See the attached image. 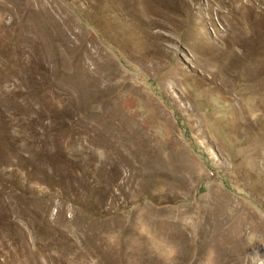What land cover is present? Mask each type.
<instances>
[{"label":"rangeland","instance_id":"rangeland-1","mask_svg":"<svg viewBox=\"0 0 264 264\" xmlns=\"http://www.w3.org/2000/svg\"><path fill=\"white\" fill-rule=\"evenodd\" d=\"M0 264H264V0H0Z\"/></svg>","mask_w":264,"mask_h":264},{"label":"bare ground","instance_id":"bare-ground-1","mask_svg":"<svg viewBox=\"0 0 264 264\" xmlns=\"http://www.w3.org/2000/svg\"><path fill=\"white\" fill-rule=\"evenodd\" d=\"M237 10H239V8H238V6L236 5L234 11L237 12ZM81 61H83V60H81ZM91 67L94 68V70H93V68H92V70H93V72H94V74L92 75L94 81H93L92 83H95V82H97L96 77H97V75H98V72H97V69H96L95 65H93V66H91ZM83 68H84V71H85V69L87 68L86 63L83 64ZM89 68H90V67H89ZM119 85H120L121 87H128L130 90L135 89V82H126V79H124V82L122 81L121 84H119ZM24 253H25V252H24ZM32 259H33V255H28L27 252H26V253H25V260H32Z\"/></svg>","mask_w":264,"mask_h":264}]
</instances>
